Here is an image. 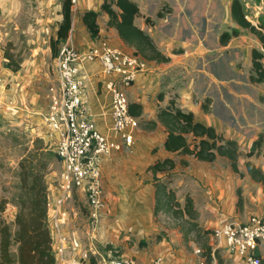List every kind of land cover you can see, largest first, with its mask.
<instances>
[{"label": "crops", "instance_id": "1", "mask_svg": "<svg viewBox=\"0 0 264 264\" xmlns=\"http://www.w3.org/2000/svg\"><path fill=\"white\" fill-rule=\"evenodd\" d=\"M51 1L45 0L46 5L52 4ZM74 1L75 4L71 6V29L68 36L72 37V42L76 47L83 48L89 44L91 39L81 22V17L90 10L100 12V6L104 0ZM131 1L136 3L139 8V17L135 19V25L151 38L158 52L168 57L169 62L156 63L142 59L146 70L137 77V82L127 91L129 103L139 104L142 107L143 119L155 121L158 109L166 107L170 100L164 97L159 102L156 98L163 77L169 75L168 73L176 66L185 67V65L192 64L190 67L192 70L197 65L195 77L199 81L194 82L195 79H193L190 88L179 91V98L175 100V106L182 111L191 112L195 122L214 128L215 132L224 139L237 142L240 151L249 150L258 132L264 127V106L260 105L258 100L259 97H264V89H257L256 85L249 84L245 73L238 68L239 57L249 60L251 50L242 41L247 37L246 33H242V30L231 20V2L226 4L221 0ZM160 3L164 8L160 6ZM49 8L52 10V6ZM54 9L58 14L55 20L56 30L62 20L61 3L55 5ZM148 10L151 13L148 14ZM161 11L163 12L162 18H157L156 14ZM100 16L104 17L106 24L107 16L105 14L103 16L102 13ZM197 16L204 19L201 31L198 20H196ZM146 18L151 19L152 27L145 24ZM232 29H237L240 34L237 37H232L227 46L221 47L218 44L219 35ZM108 31L112 37L115 35L117 38L116 40L113 38L111 41L113 45L127 52H133L120 41L113 29H108ZM242 43L246 46H243ZM179 48L184 51L183 54L172 53L173 49ZM209 65L212 68H210L211 66L207 67ZM242 77H245V80ZM195 84L204 88L202 92L197 91L201 99L205 96L206 99L213 100L207 113L201 110L200 104L192 102V93H196L194 91ZM229 95L233 96L231 101L224 102L225 96ZM196 98V100L199 99ZM216 101L218 104L215 103ZM86 103L96 128L105 133L110 126L108 95L104 91L96 94L93 89L88 90ZM214 103L217 105L214 106ZM42 106H46V104H42ZM214 108L219 112H214ZM227 109L228 114L225 113ZM133 137V145L126 150L130 154L136 155V158L139 157L141 162L144 160L147 163L149 154L146 151L154 147L159 148L163 154L169 153L162 148L166 133L159 124L151 133H146L138 128ZM121 158V151H114L103 160L102 176L106 199L105 206L99 214L98 226L93 239L86 241L85 220L83 225L80 221L77 222L74 209L71 211L72 216L69 215V219L67 215L64 217L66 232L67 235H70L67 249L69 258L79 257L86 253L91 254L93 250L100 253L104 250L111 252V247L118 246L120 247L118 255L133 256L143 264H151L158 255L163 257L161 264H191L194 262L197 258L186 253L182 249L183 247H178V249L173 247L177 239L180 241L178 234L173 235L176 239L168 235V239L158 243L153 242L143 248H138L135 242H126L129 236L135 237L136 241L149 239L159 232L161 226L153 212L154 188L151 185L145 186L141 180L134 178L131 166L126 163H118ZM185 159L189 161L188 157ZM220 159L228 162L227 159L220 156H217L212 163L199 162L202 164L201 169L206 170L195 175L206 188L208 198L212 200V205L207 204L210 214L207 221L210 224L204 222V228H211L213 225L218 227L224 221L233 218L241 219L235 210L238 187H241L244 196H248L247 205L256 206L253 209L254 213L260 211L264 206V186L254 182L248 176L243 158L240 156L238 159V166L241 163L244 167L242 170L239 166L240 171L244 173L242 177L233 173L228 167L229 164L223 168L216 166L213 169L211 165H218ZM251 161L264 170L263 156L251 158ZM191 172H195L194 169H191ZM133 186L132 193L131 189L127 187ZM253 190H255L254 194ZM245 210L249 212L248 206L245 207ZM209 235L210 239L207 244L212 248V255L214 250L218 249L219 255L225 259V264H241L238 259L230 257L224 247L217 245L211 233ZM107 244H110V247L107 248Z\"/></svg>", "mask_w": 264, "mask_h": 264}, {"label": "trees", "instance_id": "2", "mask_svg": "<svg viewBox=\"0 0 264 264\" xmlns=\"http://www.w3.org/2000/svg\"><path fill=\"white\" fill-rule=\"evenodd\" d=\"M100 13L107 16L106 28L113 29L120 41L127 48L133 50L134 55L140 56L148 62H169L168 57L158 52L151 38L135 25L134 21L139 17V8L136 3L131 0H104L100 6V12L92 10L85 12L81 17V22L91 41L98 39L101 34L98 24ZM162 13V11L157 13V18H162ZM61 15L62 20L55 30V35L49 40L53 58L57 55L58 46L67 40L71 29V0L61 1ZM244 16L240 1L232 0L230 5L231 20L240 30H247L255 36L263 50L262 52L258 49L251 50L250 61L253 74L249 76V82L251 84L264 83V34L258 30L260 27L252 25ZM145 23L153 25L149 18L145 19ZM238 35L237 29H232L230 32L224 31L219 35L218 44L225 47L232 37ZM4 58L8 61L9 74L19 72L21 62L14 60V56L8 51L5 52ZM157 100L162 101L163 96L158 94ZM209 105L210 100L205 99L200 108L207 112ZM23 112L25 111L17 113ZM128 112L137 119L139 126L140 123L148 126L147 129H144L147 133L153 132L158 124L161 125L166 133L162 148L169 153L192 156L200 162H213L217 156L223 157L227 159L232 172L240 177L244 176V173L239 169L238 159L244 155L246 160L243 164L246 173L254 182L264 186V170L251 161L252 157H257L261 153L260 150L264 143L263 134H259L249 150L243 154L239 150L237 142L224 139L215 132L214 128L195 122L193 114L177 108L174 100L168 101L166 107L159 108L155 121L142 118V107L139 104L129 103ZM189 137H191L192 143L188 142ZM33 143V148L26 152L18 162L17 181L13 185L10 198H0V264H58L49 230L46 200L48 184L51 182L48 166L52 159L59 162V158L45 138H34ZM181 161L183 165L188 164L186 160ZM174 166L175 161L172 158L164 157L157 159L147 167V171L153 177L154 215L157 216L159 212H164L173 217H180L179 228L181 231H183L184 223L188 225L187 232L202 230L196 222L198 212L194 208L193 199L186 195L185 201L181 205L175 200L174 192L168 189L158 177L159 174L174 168ZM236 196V207L239 208L244 205L241 187L236 189ZM9 203H12L13 208V216L9 217L11 220L3 217ZM203 232L206 235L210 234L208 229H204ZM184 236L187 242L186 234ZM165 237L161 231L150 238L149 242L158 243L166 239ZM149 242L141 239L137 245L143 248ZM106 247H110V244H107ZM199 250L205 261L211 262L212 259H215L216 264H225V259L219 255L218 249L214 250L213 255L212 248L208 244L204 246L203 250ZM114 253L119 254L118 251ZM261 264H264L263 259H261Z\"/></svg>", "mask_w": 264, "mask_h": 264}, {"label": "rangeland", "instance_id": "3", "mask_svg": "<svg viewBox=\"0 0 264 264\" xmlns=\"http://www.w3.org/2000/svg\"><path fill=\"white\" fill-rule=\"evenodd\" d=\"M221 1L228 4L232 0ZM239 1L243 6L244 14L248 16V22L257 28L260 27L258 30L264 34V0ZM44 2L45 0H0V73L6 75L4 76L7 83L5 87L6 99L9 101H15V105L18 106V108H0V198H10L11 193L13 192V185H15L17 181L16 173L18 171V162L26 154V152L33 148L34 138H44L42 119L34 113L44 111L47 108L49 101L47 98L48 88L55 85V72L53 65L54 58L52 57L50 51L49 40L55 35V20L57 19L56 16L58 14H56L57 11L55 12L54 7L55 5L61 3V0H52V4H48V6L46 5V2ZM161 5L163 6V4L160 3V6ZM49 6H52V10H50ZM147 13L149 14L151 11L148 10ZM102 15L104 16V13H102ZM196 20H198L201 31V28L204 25V19L197 16ZM98 24L101 29V37L104 39L107 38L108 41H112L113 38H115V40L117 39L115 35L112 37L106 28L104 17L102 18V16H100L98 18ZM146 25L148 27L153 26L149 24ZM241 32L246 33L247 37L242 39V41L247 44V47L250 50L258 49L261 52L263 51L261 44L255 36L251 35L247 30H242ZM243 43L242 45L246 46L244 45L245 43ZM6 51L14 56V60L21 62L20 69L18 70L19 72L15 73L16 75L14 76H8L10 70L7 68L8 61L4 58ZM183 52L184 51L181 48L172 50L173 54H183ZM238 62V68L245 73V76L249 81V76L253 74L251 71L250 59L247 60L243 57H239ZM191 66L192 64L185 65V67L176 66L170 71V73H168L169 75L164 76L163 82L160 83V89L157 92L156 98L158 94H161L163 99L164 97H167L170 100L175 101L179 98V91L181 89L190 88V83L193 79H195L194 82L199 81L195 77L197 65L193 67L192 70L190 68ZM210 66L211 65L207 67ZM210 68H212V66ZM242 78L245 80V77ZM98 80L105 81V78L100 75L94 79V81ZM249 84L251 83L249 82ZM251 85H256L257 89H264V83H255ZM99 88H101L100 84ZM198 90L202 92L204 88H202V86L200 88L198 84H195L194 91L196 93H192V102L194 104L201 105L207 97L204 96L205 98L203 97L204 99H201L199 97V93L197 92ZM100 93L102 92L100 91ZM196 97L199 99L196 100ZM232 98L233 96L230 95L225 96L223 101H231ZM258 100L259 104L264 106V97L261 96ZM212 102L213 100L210 99V105ZM215 103L218 104V101ZM215 103L214 106L217 105H215ZM42 104H46V106H42ZM26 108L28 112L25 111L23 113H17L20 110L24 111ZM216 111L219 112L218 109L214 108V112ZM225 113H229L228 109ZM147 128V125L140 123L139 130L144 131V129ZM259 134L264 135V127L258 132L257 136ZM188 142L192 143V139H188ZM247 151L241 152L244 154ZM146 152L149 154L147 156V163L144 162V160L141 162L139 157L136 158V155L130 154L128 150H121L122 158L119 159L118 163H126L131 166L132 176L134 178L141 180L142 184L145 186L151 185L154 188L152 184L153 177L147 171V167L159 158L169 157L175 161L174 168L167 169L164 173L159 174L158 177H160V179L166 184L168 189H171L174 192L175 200L181 205H183L186 195H189L193 199L194 208L198 212L196 222H198V225L202 230L197 229L192 232H187L186 229L188 225L184 223L183 231H181L179 228V223L181 222L180 217H173L170 214L159 212V214L155 216L158 220V224L161 226L158 233L163 231L166 239H168V235L176 239L174 236L178 234L180 236V241L178 239L176 240V243L173 244L174 248L178 249V247H183L182 249H184L186 253L194 256L195 258H204L201 257L200 253L196 250L204 249V246L210 239V235H206V233H202V231L204 229H208L212 234V231L217 228L214 225L211 226V228H204V222H207L208 225L210 224L207 221L209 220L208 216L210 215L207 206L212 205V200L208 198L206 188L200 183L195 175L201 174V171L206 169H201L202 164L199 163L200 161H197L192 156H181L175 153L163 154L157 147L147 150ZM260 152L259 156L264 157V143ZM259 156H254L252 158H258ZM186 157L189 158V161L185 159ZM242 158L243 160H246L244 155ZM181 160H186L188 164L183 165ZM220 160L221 161L218 165H211L213 169L216 168V166L223 168L228 165V162L226 163L223 159ZM239 166H241L242 170H244L241 163ZM191 169H194L195 172H191ZM60 170L61 164L52 159L48 166V171L51 181L53 183L56 181L55 184L58 183ZM127 188L131 189L130 192L133 193L134 186ZM254 191L255 190L252 191L253 194ZM84 202L86 203V198L82 194L73 192L71 198H69L65 203L66 215L69 219V215L72 216L71 211L74 209L77 222L80 221L83 225L85 220V237L87 238L86 241H90V236L86 232L89 227L88 206L87 204L85 206ZM247 202L248 196H244V205L239 208L236 207L235 202V210L241 216V219H239L240 221H244L249 215L254 213L253 209L256 206L250 204L247 205ZM246 206H248L249 212L245 210ZM11 207L12 203L7 204L8 209L4 213L3 217L8 218L13 216V209ZM76 220H74L75 223ZM63 229V233L69 237L70 235H67L65 223H63ZM184 234L187 236V242L185 241ZM149 239L145 240L149 242ZM129 241L130 243L135 242L138 244V241H136L133 236H129V239L126 240V242ZM151 243L153 242H149V244ZM137 247L140 248L138 245ZM66 249H68V244ZM119 249L120 247L118 246H114V248L111 247V252L114 253L115 250L119 252ZM65 257L69 258L67 252H65ZM262 259L264 260V249L262 251Z\"/></svg>", "mask_w": 264, "mask_h": 264}, {"label": "built area", "instance_id": "4", "mask_svg": "<svg viewBox=\"0 0 264 264\" xmlns=\"http://www.w3.org/2000/svg\"><path fill=\"white\" fill-rule=\"evenodd\" d=\"M73 4L75 1L71 0V6ZM244 18L249 21L247 15ZM53 65L55 85L48 88V106L34 114L42 119L44 138L61 164L58 183L51 181L48 184L46 200L49 230L58 264H143L133 256H122L108 250L65 257L68 237L63 233V223L66 201L73 192L82 194L88 206L89 227L86 232L93 239L106 199L103 160L114 151L131 147L134 142L133 136L139 124L128 112L127 91L146 70L145 63L141 57L113 45L107 38L100 36L87 46L78 48L68 36L58 46ZM100 75L105 81H94ZM4 76L0 73V108H18L15 101L5 97L7 83ZM99 84L101 88L98 89ZM92 89L96 94L104 91L108 95L110 126L105 133L96 128L86 103L87 91ZM24 111L28 112L27 108ZM7 220L11 219L8 217ZM212 237L241 264H261L264 206L244 221L236 218L224 221L212 231ZM196 251L201 255L199 249ZM162 259L158 255L151 264H161ZM191 264H216V261L207 262L199 258Z\"/></svg>", "mask_w": 264, "mask_h": 264}]
</instances>
